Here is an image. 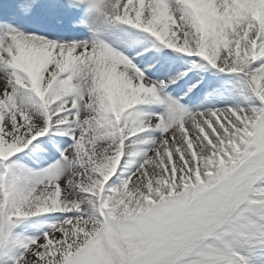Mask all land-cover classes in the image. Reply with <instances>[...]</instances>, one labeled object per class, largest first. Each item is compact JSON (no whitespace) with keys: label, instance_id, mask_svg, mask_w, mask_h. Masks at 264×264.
Listing matches in <instances>:
<instances>
[{"label":"snow or ice","instance_id":"obj_1","mask_svg":"<svg viewBox=\"0 0 264 264\" xmlns=\"http://www.w3.org/2000/svg\"><path fill=\"white\" fill-rule=\"evenodd\" d=\"M0 264H264V0H0Z\"/></svg>","mask_w":264,"mask_h":264}]
</instances>
